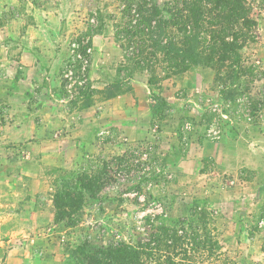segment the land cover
Instances as JSON below:
<instances>
[{"label": "rangeland", "instance_id": "obj_1", "mask_svg": "<svg viewBox=\"0 0 264 264\" xmlns=\"http://www.w3.org/2000/svg\"><path fill=\"white\" fill-rule=\"evenodd\" d=\"M153 1L163 6L172 0ZM140 2L0 0V242L27 244L30 264H76L73 253L86 239L107 246L116 234L141 227L146 215L165 224L190 218L196 209L204 219L185 230L199 242L211 233L220 247V259L212 264H264V226L258 228L264 221V170L227 167L216 151L219 144L245 142L238 132L264 126V27L258 28L264 0H248L258 26L240 51L238 66L230 59L177 75L162 61L142 58L145 65L136 66L137 40H128L125 30L134 26ZM40 26V33L69 36L55 92L45 79L33 86L19 83L30 65L29 33ZM94 35L110 39L106 70L102 59L98 63L108 75L101 84L90 79ZM72 42L92 50L82 83L64 78ZM9 60L18 72L15 81L6 73ZM152 92L158 100L151 99ZM9 96L24 101L11 102ZM50 109L58 114L52 120L45 117ZM12 114L29 118L31 128L48 124L52 131L11 140L5 136ZM40 137L48 143L40 144ZM85 175L104 183L99 201L85 204L76 227L55 224L53 196ZM146 196L151 199L141 204ZM8 251L7 245L0 248V264Z\"/></svg>", "mask_w": 264, "mask_h": 264}, {"label": "trees", "instance_id": "obj_2", "mask_svg": "<svg viewBox=\"0 0 264 264\" xmlns=\"http://www.w3.org/2000/svg\"><path fill=\"white\" fill-rule=\"evenodd\" d=\"M132 10L130 9V12ZM134 26L128 24V40L136 38L138 52L136 66L145 62H165L174 75L190 68H213L231 59L233 66L240 63V51L252 39L257 22L252 17L248 0H172L163 6L153 0H141L135 10ZM129 58L128 55H125ZM165 74V71H162ZM151 84V81H148ZM110 93L108 97H114ZM152 100L158 96L152 92ZM162 105L157 104L156 110ZM130 182L127 183V185ZM104 183L94 177H77L62 186L53 196L55 224L76 227L87 202L99 201ZM156 183H154V186ZM147 187V186H146ZM153 183L147 187L150 190ZM130 191V188H129ZM145 197L141 204L148 203ZM138 201V199L136 200ZM199 215L198 219H194ZM204 214L194 213L190 218L167 219L157 224L155 217L146 215L141 227L135 226L121 237L112 239L107 246H96L90 239L82 241L73 253L76 264H212L220 259V247L211 233L206 241L187 235ZM144 236V237H143Z\"/></svg>", "mask_w": 264, "mask_h": 264}, {"label": "crops", "instance_id": "obj_3", "mask_svg": "<svg viewBox=\"0 0 264 264\" xmlns=\"http://www.w3.org/2000/svg\"><path fill=\"white\" fill-rule=\"evenodd\" d=\"M42 13L48 12L45 10H40ZM44 11V12H43ZM51 15V12L49 13ZM260 25L258 28L264 27V18H261L259 21ZM42 27L40 26V29H32V31L27 32L29 33V43L26 46V54L30 56V65L26 66L24 68L25 74L22 75V77L19 79V83L24 82L25 84H28L30 86H33L36 82L43 81L44 79L47 80L48 86L51 88V90L57 91V87L60 85V76L62 71V66L64 65L65 61L68 59L69 55V36L64 34H57L52 32L51 33H40L39 30H41ZM260 35H262V32H259ZM48 36V37H46ZM46 38V40H45ZM104 37L100 35H94L92 38L93 46H94V55H93V62H92V70L90 72V79L94 80L96 84L104 83V80L107 76L103 74L98 68L100 65L104 67V60L107 56V40H110L109 37L104 39V44H101ZM46 41V42H45ZM101 44V45H98ZM113 43H109L110 49H113L117 52V48L112 46ZM112 46V47H111ZM99 59H102L99 63ZM105 69V67H104ZM103 69V70H104ZM106 70V69H105ZM5 71V70H4ZM6 73L10 75V78L12 80H16L17 77V70L14 68V65L11 60L8 62V68L6 70ZM105 77V78H103ZM107 82V81H106ZM53 88V89H52ZM48 91V90H47ZM46 93V90L44 91ZM11 102L13 101H20L23 102L24 98L18 97V96H9ZM22 99V100H21ZM41 102H44L45 97L44 94L41 93L39 97ZM47 101L49 99L47 98ZM12 109L14 110V106L11 105ZM49 110V108H48ZM50 115L48 111H45V117H51L54 119L55 116H58L56 111L54 109H50ZM12 112V111H11ZM44 112V109H42L41 113ZM14 115H18L16 112H12ZM57 115H56V114ZM11 116L9 125V133H6L5 137H9L11 140L16 139L17 137H20L21 135H26L29 133H32L36 135L37 137L45 135H49L52 131L51 125L42 124L40 127L37 126L36 128H31L29 125V118H24V120H21L18 116ZM20 116L22 115V111L19 113ZM29 125V126H28ZM29 127V128H28ZM9 134V136H8ZM12 135V138H11ZM238 136L244 137L245 142H240L241 139L238 140V142H232L231 145L227 144H219L217 145L218 148H216L217 152L222 153V156L220 157V160L222 161V164L225 166H231V167H239L242 168L243 166L248 167L249 169H259L262 168L264 170V126L260 127L259 129H247L244 130L242 133L238 132ZM237 136V137H238ZM240 137V138H241ZM40 144H47L48 140H44L43 138H39ZM234 143V144H233ZM221 146V148L219 147ZM235 146V148H234ZM233 147V148H232ZM215 149V147H214ZM214 154V153H213ZM2 171V170H1ZM2 175V174H1ZM0 175V176H1ZM7 178V175L4 176ZM6 212H11L7 209H4ZM12 212H15L13 210ZM25 243V242H24ZM8 246V249L10 248V251L7 252V257L4 261V264H30L31 261L29 260V253L27 251L28 245L24 244L23 247H19L16 244H10V242H0V248L4 246ZM11 245V246H10Z\"/></svg>", "mask_w": 264, "mask_h": 264}, {"label": "built area", "instance_id": "obj_4", "mask_svg": "<svg viewBox=\"0 0 264 264\" xmlns=\"http://www.w3.org/2000/svg\"><path fill=\"white\" fill-rule=\"evenodd\" d=\"M91 48L86 47L84 49H80L77 42H72L70 45V54H71V65L68 70L65 71L64 78L69 82H76V79H80L79 82L82 83L85 81L86 69L89 65V59L91 55ZM75 65H77V72L75 71ZM77 73V74H76ZM82 78V79H81ZM260 95L264 101V85L260 91ZM216 134V133H214ZM217 135V134H216ZM264 226V221H260L258 224V228H262Z\"/></svg>", "mask_w": 264, "mask_h": 264}]
</instances>
